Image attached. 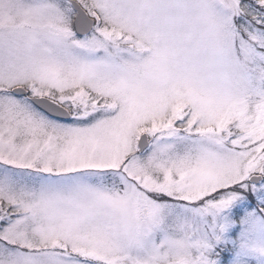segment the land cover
<instances>
[{"label":"snow or ice","instance_id":"obj_1","mask_svg":"<svg viewBox=\"0 0 264 264\" xmlns=\"http://www.w3.org/2000/svg\"><path fill=\"white\" fill-rule=\"evenodd\" d=\"M0 264H264V0H0Z\"/></svg>","mask_w":264,"mask_h":264}]
</instances>
